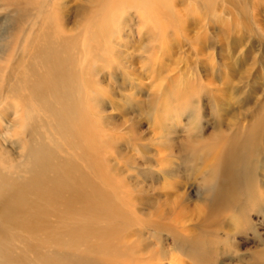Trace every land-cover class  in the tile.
<instances>
[{
  "label": "rangeland",
  "instance_id": "obj_1",
  "mask_svg": "<svg viewBox=\"0 0 264 264\" xmlns=\"http://www.w3.org/2000/svg\"><path fill=\"white\" fill-rule=\"evenodd\" d=\"M25 1L0 0V173L30 189L24 213L0 203L2 239L28 264L62 248L102 264H264V0H151L155 16L125 0ZM52 44L71 56L67 133L33 94ZM38 142L101 203L83 241L55 239L79 218L32 193ZM30 209L34 233L12 221Z\"/></svg>",
  "mask_w": 264,
  "mask_h": 264
},
{
  "label": "bare ground",
  "instance_id": "obj_2",
  "mask_svg": "<svg viewBox=\"0 0 264 264\" xmlns=\"http://www.w3.org/2000/svg\"><path fill=\"white\" fill-rule=\"evenodd\" d=\"M30 2L31 0L25 1L26 4H29ZM124 2H125L124 5L134 9L133 10L134 12L138 10L137 8H141L142 10H147L148 11L147 14L149 16L160 15V11L156 12V10L158 11V6L157 7L154 6L151 0H139L137 2H133L131 0H125ZM126 18L120 21L118 20L119 21L118 25H124L126 23ZM104 21L105 19L103 20V22ZM157 21L159 22V19H157ZM101 25L104 24L102 23ZM114 28L116 31L119 29L118 26ZM107 29L109 28L107 27ZM44 51H47L44 56V59L47 60V64L45 67L46 70L43 74L38 75L35 86L33 88V94L35 96H38L40 93L42 94L41 96L45 97V99L41 98V100L44 104L47 105L46 108H48V110L55 115L56 126L58 127V129L64 130L65 133L71 132L72 129L71 116L73 115V112H68L66 114L65 113L66 108L59 105L65 100V98H63L64 97L63 95L65 93L70 92L68 89L69 73L67 72L65 66L62 63L63 62L68 63L71 59V56H69L68 50L66 49V45L64 44H60V45L57 44L54 46L52 44V46H49L48 49ZM53 90L54 92L52 94ZM17 118H18V114L16 111L14 112L13 121L17 120ZM213 158H215V156H213ZM28 159L30 164L29 176L35 179L34 182L36 185V189H35L36 193L33 190L32 193L35 194L36 196H40V198L43 199L48 198V201L50 202L53 201L56 203H62L65 207L67 214H73V216L75 214L77 218H79V221H77L76 223H80L81 225H79L76 228H73V229H77L78 231H70L72 229H68L67 231H65L64 234H61L55 239H57L61 243H66V241H69L70 244H74L77 243L79 240L83 241L85 238H88L91 230L90 214L96 213L99 210V208L101 209L100 207L101 203H96L95 205L92 204L91 202L89 203L87 202V204H85L86 195H88V193H86L80 186H76L75 188H73L74 184L80 182L78 181L70 182L64 180L69 175L68 174L64 175L59 173V168H61V165H59V161L55 159L52 149L46 146L45 143L38 142L30 150ZM219 161L217 160L216 163L218 164ZM221 164H222V168H226V171L230 165V163H227L226 159L222 163L220 161L218 166L215 165L216 166L215 173L218 171L217 168L219 167V165L221 166ZM77 174H79V172H73L72 176H76ZM72 178H81V177L76 176ZM217 180H218V176H217ZM29 190L30 189L25 181L20 182L17 180V181L8 182L7 179L0 173V203L4 202L7 196L14 197L17 201L20 200V202L16 203L12 207L5 209L4 212L8 213L10 211L20 210L21 213H24L26 207L24 202L26 200V195ZM89 194H91V197L95 196L92 193ZM227 197H228V193L226 194V198ZM84 207L86 208L87 211H85L84 214H81L82 208ZM102 207H107V206L103 205ZM28 216L29 217L25 219L23 218L14 219L12 221L14 222V224L17 226L18 229L22 228L23 230H25V232L32 231V233H34V231L39 227V223L35 222L37 216V210L30 209L28 212ZM3 232H5V230L2 226V222L0 221V264H28V260L25 257L27 255H25L24 253V251L27 250L28 247L25 250H23L21 253L15 252L12 248L15 247V244L14 243L9 244L8 242H6L5 239H2ZM17 237L20 240L21 235ZM49 237H52V235H49ZM64 250L65 249L62 248L57 250L37 251L38 252L37 254L38 255L40 254V256L37 257V260L41 263H50V264H102L100 261L95 260L94 258H90L89 256L88 257L81 256L74 252L68 253L67 251Z\"/></svg>",
  "mask_w": 264,
  "mask_h": 264
}]
</instances>
